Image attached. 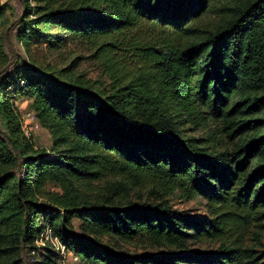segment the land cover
Wrapping results in <instances>:
<instances>
[{
	"label": "trees",
	"instance_id": "16d2710c",
	"mask_svg": "<svg viewBox=\"0 0 264 264\" xmlns=\"http://www.w3.org/2000/svg\"><path fill=\"white\" fill-rule=\"evenodd\" d=\"M33 2L20 18L17 37L23 44L65 41L47 32L58 28L94 45L102 41L101 47L148 45L132 34L150 24L158 29V51L147 47L148 59L158 69L152 77L116 78L109 91L27 65L1 75L0 264H22L20 244L38 253L36 264H59L53 247L43 253L36 247L48 226L80 264H262L229 246L190 249L193 240H222L225 222L162 204L87 199L83 192L109 172L164 181L186 197L208 199L217 216L264 207V122L254 119L264 113V0ZM210 12L225 19L216 29L201 30L198 21ZM21 97L33 100L38 123L50 131V152L36 148L22 131L16 106ZM210 121L222 122L234 142L211 135L204 147L185 138L186 126L207 129ZM49 184L62 195L48 191ZM74 219L91 235L176 252L120 257L76 236ZM8 237L17 246L7 248Z\"/></svg>",
	"mask_w": 264,
	"mask_h": 264
},
{
	"label": "rangeland",
	"instance_id": "374dc122",
	"mask_svg": "<svg viewBox=\"0 0 264 264\" xmlns=\"http://www.w3.org/2000/svg\"><path fill=\"white\" fill-rule=\"evenodd\" d=\"M224 4L228 1H223ZM33 0H0V9L4 8L0 17V77L2 74L9 73L17 65H27L37 69H44L56 77H72L78 79L86 85L92 86L97 90H111L114 79H132L142 74L147 76L157 73L158 65L155 61L148 59V54L152 51L147 47H154L158 51V29L150 24L142 25L140 30L132 34L139 36L142 43L122 46V49L110 46L101 47L102 41L98 45L82 39L71 38L61 34L58 28L47 31L51 35L64 36L65 41L59 39L50 44L45 41L32 40L30 45H25L17 37L20 27V18L23 16L24 9L33 5ZM231 4V7L234 5ZM32 17L26 18L31 20ZM225 18L215 13H208L201 17L198 26L201 30H213L218 28ZM42 29V28H41ZM200 36H203L201 34ZM61 40V41H60ZM136 46L138 49H136ZM146 49V50H145ZM158 54V53H157ZM26 69V67H23ZM239 100H236L238 102ZM16 106L20 116L28 118L35 115L33 100L30 97H21L17 100ZM254 119L264 122V113L255 115ZM29 121L30 139L34 146L42 151L50 152L53 147V137L50 131L40 124L39 130H34ZM222 122H209V128L186 126L184 129L185 138L195 139L196 144L206 147L211 135L222 143L232 144L233 138L228 137V132L224 130ZM0 128L4 130V123L0 116ZM239 136V135H238ZM233 141V142H232ZM48 191L59 193L62 190L49 184ZM83 195L87 199H102L112 197L116 201L126 199L135 204H147L157 206L162 204L164 207L183 215L190 217L204 218L208 221L225 222L226 234L222 240L214 238L204 239L202 241L193 240L189 246L191 250L204 252H218L222 247L229 246L239 249L243 258L248 255L256 257L258 263L264 264V207L256 212H239L235 215H222L226 211H220L214 215L210 201L203 197H186L182 190L174 191L170 184L158 181L157 179H134L121 178L114 174L107 173L101 180L84 190ZM81 221L74 219L72 221V231L76 236H82L87 239L97 241L102 247L122 256H132L134 254H166L175 253L171 248H149V244L136 240L133 242H124L110 237L91 235L85 231ZM17 246L13 237L7 238L6 247L11 249ZM41 253L47 251L45 248H51L50 244L46 247L36 244ZM19 259L22 264H36L39 260L38 253L34 254L27 246L20 244L18 248ZM57 252V251H56ZM58 253V252H57ZM14 257L11 258V260ZM64 264H79L75 261L74 255L62 259ZM9 259V258H7ZM245 262L248 259L244 260ZM59 262V264H61Z\"/></svg>",
	"mask_w": 264,
	"mask_h": 264
},
{
	"label": "built area",
	"instance_id": "2783aa9c",
	"mask_svg": "<svg viewBox=\"0 0 264 264\" xmlns=\"http://www.w3.org/2000/svg\"><path fill=\"white\" fill-rule=\"evenodd\" d=\"M20 120H21L22 131L24 132V134L27 138L31 137L30 136V129H32L29 127L31 125V124L29 125V123H28L29 121L35 120V122L32 123V124H34L33 129L34 130L40 129V124L38 123L35 115L33 117H31V115L29 114L28 118H27V116H26V118L24 116H21ZM37 244L38 245L40 244L41 246H44V247H46L47 244H50L53 247V249L55 251H57L60 254V256H62V259H65L66 257L74 255L75 261H79V264H80L79 258L75 254H69L68 253V250L62 244L60 239L54 235V231L50 226L46 227L44 229V231L41 233L40 240L37 242ZM60 263L64 264V261L62 260Z\"/></svg>",
	"mask_w": 264,
	"mask_h": 264
}]
</instances>
